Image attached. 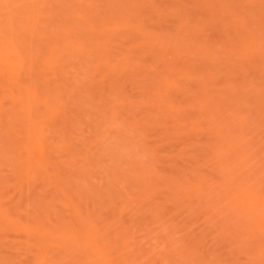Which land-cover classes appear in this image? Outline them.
Listing matches in <instances>:
<instances>
[{
  "label": "rangeland",
  "instance_id": "obj_1",
  "mask_svg": "<svg viewBox=\"0 0 264 264\" xmlns=\"http://www.w3.org/2000/svg\"><path fill=\"white\" fill-rule=\"evenodd\" d=\"M0 264H264V0H0Z\"/></svg>",
  "mask_w": 264,
  "mask_h": 264
}]
</instances>
